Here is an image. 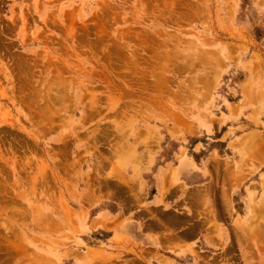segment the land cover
<instances>
[{"label": "rangeland", "instance_id": "obj_1", "mask_svg": "<svg viewBox=\"0 0 264 264\" xmlns=\"http://www.w3.org/2000/svg\"><path fill=\"white\" fill-rule=\"evenodd\" d=\"M263 226L264 0H0V264H264Z\"/></svg>", "mask_w": 264, "mask_h": 264}, {"label": "crops", "instance_id": "obj_2", "mask_svg": "<svg viewBox=\"0 0 264 264\" xmlns=\"http://www.w3.org/2000/svg\"><path fill=\"white\" fill-rule=\"evenodd\" d=\"M199 171H198V174L200 175V176H203V177H205L207 174H206V171L204 172V168L203 167H199V169H198ZM260 179H262V177L260 178ZM249 207H248V205H247V207H246V209H248ZM248 211V210H247Z\"/></svg>", "mask_w": 264, "mask_h": 264}, {"label": "bare ground", "instance_id": "obj_3", "mask_svg": "<svg viewBox=\"0 0 264 264\" xmlns=\"http://www.w3.org/2000/svg\"><path fill=\"white\" fill-rule=\"evenodd\" d=\"M164 185H165V184H164ZM126 190H127V189H126ZM193 194H194V193H193ZM198 194H199V193H198ZM198 196H199V195H198ZM124 197H125V196H124ZM192 199H193V198H192ZM195 201H196V200H195ZM189 203H190V202H189ZM192 203H193V202H192ZM191 206H192V205H191ZM189 207H190V206H189ZM195 208H196V207H195ZM193 210H194V209H193ZM193 210H192V211H193ZM146 211H147V210H146ZM191 213H192V212H190V214H191ZM191 227H192V225H191ZM191 227H189L188 229L191 230V229H192ZM207 227H208V226H207ZM263 227H264V226H263ZM210 228H211V227H210ZM208 229H209V227H208ZM192 230H193V229H192ZM262 230H263V229H262ZM191 232H192V231H191ZM208 232H210V231H208ZM258 232H259V230H258ZM258 232H257V233H258ZM185 233L187 234V233H189V231H186ZM259 233H260V232H259ZM262 234H263V233H262ZM257 235H258V234H257ZM260 235H261V234H260Z\"/></svg>", "mask_w": 264, "mask_h": 264}]
</instances>
